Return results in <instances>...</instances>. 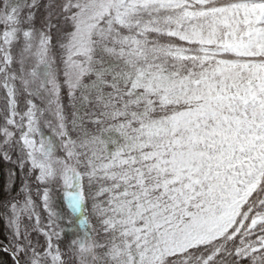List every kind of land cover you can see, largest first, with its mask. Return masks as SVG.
Wrapping results in <instances>:
<instances>
[{
	"label": "snow or ice",
	"instance_id": "obj_1",
	"mask_svg": "<svg viewBox=\"0 0 264 264\" xmlns=\"http://www.w3.org/2000/svg\"><path fill=\"white\" fill-rule=\"evenodd\" d=\"M0 264H264V0H0Z\"/></svg>",
	"mask_w": 264,
	"mask_h": 264
}]
</instances>
